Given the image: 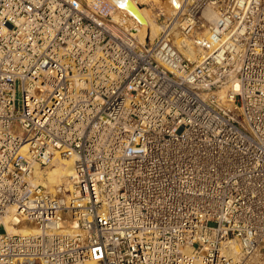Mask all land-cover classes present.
<instances>
[{
  "label": "built area",
  "instance_id": "built-area-1",
  "mask_svg": "<svg viewBox=\"0 0 264 264\" xmlns=\"http://www.w3.org/2000/svg\"><path fill=\"white\" fill-rule=\"evenodd\" d=\"M115 13L0 0V264L264 263V0H183L144 46ZM55 159L69 190L34 183Z\"/></svg>",
  "mask_w": 264,
  "mask_h": 264
},
{
  "label": "bare ground",
  "instance_id": "bare-ground-1",
  "mask_svg": "<svg viewBox=\"0 0 264 264\" xmlns=\"http://www.w3.org/2000/svg\"><path fill=\"white\" fill-rule=\"evenodd\" d=\"M112 6L116 8L114 14V20L123 22L127 29L133 30V36L137 40L140 46L146 45L147 40L153 41L158 37L163 27L156 22V17L151 13L148 8L143 6L148 4L159 5L161 3L162 15L166 18V21L170 19L179 9L183 0H107ZM205 19L212 23L215 20V14L212 11H207L204 14ZM174 32V45L182 53V55L190 62L197 60L198 52L194 48L193 43L189 40L181 39L178 33H176V27ZM207 31H204L198 35L199 38L205 37ZM232 88L237 91L238 86L234 85ZM224 95V94H222ZM74 159H55L52 165L47 170L35 169L34 183L42 185L43 187L53 190L57 187L63 186L66 189H71L74 177ZM17 223L12 217H5L2 224L6 227L8 234H33L36 229L32 226H19L13 227ZM231 256L235 257L238 254L236 246H231ZM24 264H34L33 262H24ZM91 264V263H89ZM251 264H264L260 262H254Z\"/></svg>",
  "mask_w": 264,
  "mask_h": 264
},
{
  "label": "rangeland",
  "instance_id": "rangeland-1",
  "mask_svg": "<svg viewBox=\"0 0 264 264\" xmlns=\"http://www.w3.org/2000/svg\"><path fill=\"white\" fill-rule=\"evenodd\" d=\"M165 1V0H163ZM144 8H148L151 13L154 15V17H156V22L163 27L165 25V23L169 20L166 21V18H164V16L162 15V10H161V3L159 5H154V4H148L143 6ZM47 170V169H46Z\"/></svg>",
  "mask_w": 264,
  "mask_h": 264
}]
</instances>
